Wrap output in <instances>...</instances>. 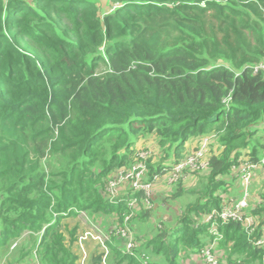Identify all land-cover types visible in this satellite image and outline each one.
<instances>
[{"label":"trees","instance_id":"trees-1","mask_svg":"<svg viewBox=\"0 0 264 264\" xmlns=\"http://www.w3.org/2000/svg\"><path fill=\"white\" fill-rule=\"evenodd\" d=\"M261 62L264 0H0V258L28 231L22 259L76 264L78 227L62 219L82 210L122 223L130 192L111 203L105 186L137 161L139 140L156 139L144 161L154 182L185 160L190 138L215 136L205 192L144 246L183 264L179 244L197 252L207 243L211 223L194 219L223 204L212 194L223 186L217 178L243 155L255 162L261 154ZM183 192L179 179L171 199ZM249 214L254 235L239 221L218 222L231 243L229 264H262L255 237L264 193ZM111 244L117 263L141 264L118 237ZM102 256L92 254L90 264Z\"/></svg>","mask_w":264,"mask_h":264},{"label":"rangeland","instance_id":"rangeland-1","mask_svg":"<svg viewBox=\"0 0 264 264\" xmlns=\"http://www.w3.org/2000/svg\"><path fill=\"white\" fill-rule=\"evenodd\" d=\"M259 132H262V128ZM134 148L135 150H137V153L139 152V154L141 152H145L147 158L149 157V155H152L158 150L156 146V139L152 136L150 138L139 140L135 144ZM218 150L219 146L215 136H200L190 138L187 141L186 148L183 153V157H185L183 159H186L191 155L195 156L196 167H190L191 169L186 168V170H184L179 177L180 181L182 182V188L184 190L182 196L175 200L171 199V195L175 192L176 183L179 179L177 181H170V174L167 173V175L163 177H158L151 184V199L149 200L152 206L150 209H148L144 205V203L139 201H137V204L132 207L130 227L135 240L133 256L138 254L136 259L138 258L141 261V264H150V262H156L157 264H169V261L165 258L166 256L164 248L161 249L160 252L156 253V244H151L150 247L152 249H146L144 246L146 242L152 240L156 236L160 229H167L172 224H174L176 219L178 218V214L183 211L186 205L199 199V193L203 194L205 192V185L209 183V180L206 178L208 171V168H206L207 158L210 152H215V154H217ZM159 156L162 157L160 152H158V157H156L155 160H157ZM247 159L248 156L243 155L240 159L241 161H239V164ZM237 166H232L230 172L227 175L217 178H222L223 186L217 188L212 192V194L218 195L223 204L229 203L239 196L241 190L239 172L237 169L233 168ZM193 169L196 174L191 171ZM142 178L144 181H148V174L146 170L143 172ZM223 190H225V192H223ZM120 192L121 193H117L115 198L123 197L124 194H129V192L130 194H134L127 187H123ZM263 193L264 169L260 170L258 168L252 172V179L249 188L250 197L246 212H250L254 207L258 205ZM146 210L148 213L146 214V217H143L142 214L146 212ZM81 212L84 211L79 210L76 214L62 219L63 222H66L68 228L73 227L74 225L78 227L77 243L73 245V249L77 253L78 258L76 264H90V258L92 254L102 252L104 255L105 250H108V253L104 258V264H121L117 263V257H115V254L112 251L111 244L112 237L118 236L117 234H115V232H113V229L109 228V231L107 230V227L113 226L115 224V221L117 219L115 214L102 213L97 216H91L86 212H84V214H82ZM206 216L200 217L199 215V217L194 219V224L197 225L198 222L205 221L207 218ZM89 222H92L93 225H91ZM106 225L108 226L106 227ZM97 229H99V231ZM211 230L212 228L211 226H209L206 231L208 232V236L205 240V242L207 243L211 242L216 237L213 235V231ZM65 233L67 232L65 231ZM29 235L30 234L28 231H24L19 238L14 239L10 246H12V244L14 243H16V245L13 248L10 247L7 251H5V255L3 254L0 258V264H39L38 259L35 255L34 261H32L29 256L24 257V259L21 258V243L23 241H26ZM31 236L32 238L40 237V234H31ZM119 240L122 243L121 250L122 252H125V249L123 248V241L120 238ZM165 240L168 242L170 241L168 239ZM108 243H110V246ZM207 243L205 245H207ZM230 244L231 243H229L228 241L225 242L224 237H221L220 239H217L215 241L213 253L219 260L220 264H229L227 258L228 249L225 248ZM178 250L179 254L176 259L181 260L183 264H200L201 251L195 252L190 248H184L183 244H179ZM122 264H127V262H124Z\"/></svg>","mask_w":264,"mask_h":264},{"label":"built area","instance_id":"built-area-1","mask_svg":"<svg viewBox=\"0 0 264 264\" xmlns=\"http://www.w3.org/2000/svg\"><path fill=\"white\" fill-rule=\"evenodd\" d=\"M258 68H264V62H261L258 65ZM146 158L147 155L145 152H141L140 154L138 152L137 161L128 168L119 169L113 175L109 176L107 180V184L105 186L106 196L111 203H116L117 201H119V198L121 197L118 198L115 197L118 192L121 193L120 190L123 187H127L133 193L137 191L142 192V196L140 197L139 200L134 196V194H129L128 196L124 197L125 202L127 201L128 212L125 213V215H123L122 223L115 225L113 228H110L113 229V232H115V234H117V236L123 241V248L125 249V253H127L128 255H133V249L135 246V240L130 227L132 207L135 204H137V201L144 203V205L148 209H150L152 206L149 200L151 199L150 191H151L152 181L146 182L142 178L143 172L146 170V166L144 162ZM190 167H196L195 156L193 155L187 157L184 161L178 163L173 167L169 178L170 181L177 180L180 177L181 173L186 168H190ZM262 167H264V137H263V148L261 150V154L258 158V161L249 162V160H245L244 162L238 164L237 167H233L234 169H237L239 172L242 195L239 198L230 201L229 203L222 204L218 210H213L211 213L207 214L206 220L202 221L203 223H212L211 231H213V235L216 237L199 250V252L201 251L200 264H220L219 260L213 253V249L215 247V241L217 239H220L221 237L223 238V234L220 233L217 229L219 220L222 223L228 222L229 220L239 221L243 224L244 229L247 230L248 235H254L256 231L255 226L257 225V221L254 216L250 215L249 212H246V209L250 197L249 188L252 179V172ZM156 179L157 177L155 176L154 181ZM81 213L84 214V212ZM90 224L93 225L92 222H90ZM97 230L99 231V229ZM255 244L259 247L264 248V225L262 226V233L259 236L255 237ZM15 245L16 243L12 244L11 248H13ZM107 253L108 250H105L104 255L102 256L103 264H104V258L107 255ZM137 256L138 254L135 255V257ZM262 264H264V256L262 259Z\"/></svg>","mask_w":264,"mask_h":264},{"label":"crops","instance_id":"crops-1","mask_svg":"<svg viewBox=\"0 0 264 264\" xmlns=\"http://www.w3.org/2000/svg\"><path fill=\"white\" fill-rule=\"evenodd\" d=\"M240 189H241V187H240ZM242 195V189L240 190V193H239V196L238 197H236V198H239L240 196ZM235 198V199H236ZM90 223V222H89ZM174 226V224H172L171 226H170V228H172ZM138 229V228H137ZM137 231V230H136ZM120 250H121V248H120Z\"/></svg>","mask_w":264,"mask_h":264},{"label":"bare ground","instance_id":"bare-ground-1","mask_svg":"<svg viewBox=\"0 0 264 264\" xmlns=\"http://www.w3.org/2000/svg\"><path fill=\"white\" fill-rule=\"evenodd\" d=\"M213 210H215V209H213ZM213 210H212V211H213ZM211 224H212V223H211Z\"/></svg>","mask_w":264,"mask_h":264}]
</instances>
